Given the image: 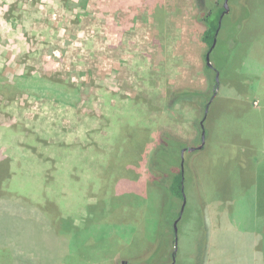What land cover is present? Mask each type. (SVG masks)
Returning a JSON list of instances; mask_svg holds the SVG:
<instances>
[{"label":"rangeland","instance_id":"rangeland-1","mask_svg":"<svg viewBox=\"0 0 264 264\" xmlns=\"http://www.w3.org/2000/svg\"><path fill=\"white\" fill-rule=\"evenodd\" d=\"M228 7L180 214L149 157L161 130L201 142L200 100L171 101L208 91L195 0H0V264H170L174 224V264H247L263 225L240 190L253 153L214 141L260 153L264 0Z\"/></svg>","mask_w":264,"mask_h":264},{"label":"trees","instance_id":"trees-1","mask_svg":"<svg viewBox=\"0 0 264 264\" xmlns=\"http://www.w3.org/2000/svg\"><path fill=\"white\" fill-rule=\"evenodd\" d=\"M195 8L197 11V18L200 19L205 25V28L203 29L201 34L202 41L205 43L206 48L208 50L210 49L214 38H216V44H215L216 47L219 39V34L226 26L224 23L226 14L221 17L224 11L223 1L195 0ZM219 21H221L220 25H219ZM235 24L239 25L238 22H235ZM215 47L212 49L211 53L215 50ZM211 53H210V60L212 61ZM204 70H205L206 78L208 79V91H199L190 88H181L173 91L171 94V101L173 102L179 99L200 100L197 102V105L200 104V106H202L201 119H203L205 115L204 111L207 104L209 103L210 96L213 94L216 86L219 85V82H217L215 79V74L216 72H218L216 66L212 64V66L210 67L205 63ZM201 99L203 100L204 103H201L202 102ZM210 111L211 109L208 108L206 117L209 116ZM206 117L203 121L204 124ZM203 128L206 132L205 126H203ZM135 130H137L138 132L139 128L136 127ZM117 145L118 144L115 145L114 149H116ZM119 145H121V143H119ZM119 145L118 148H120ZM184 146L187 147L184 141L180 137L175 136L173 133H169L167 130H161L157 134L156 145L152 149L149 157L150 171L154 172L155 175H158V177H160L159 181L157 180L158 181L157 183H159L162 186V188H165L166 192L172 198L178 199L180 201L184 199V189H185L184 187H185V177H186L184 159H183V166H181L182 157L180 154L181 148ZM128 151H127V145H124L122 148V152L120 154V158H123L127 154L129 155L130 152ZM187 153L188 152L185 151L184 155H186ZM173 156H175L176 158H174ZM117 160L119 161L120 159ZM121 168L123 169L122 171L124 172L123 165H121ZM1 193L2 191H0V197L2 196ZM7 199L8 201H6L7 202L6 204L10 203L11 201H15L13 199H9V197ZM21 200H22L21 202L25 200L26 202L31 204L30 200H26V199H21ZM56 218L61 219V216H58ZM23 219H28V218H23ZM2 222L4 225L3 228L4 229L7 228L9 224L6 221H2ZM173 256L176 257L177 252H172V257Z\"/></svg>","mask_w":264,"mask_h":264},{"label":"crops","instance_id":"crops-1","mask_svg":"<svg viewBox=\"0 0 264 264\" xmlns=\"http://www.w3.org/2000/svg\"><path fill=\"white\" fill-rule=\"evenodd\" d=\"M264 125V124H263ZM262 125V129L260 131L261 135L258 136L259 143H260V149L259 146L256 149L260 151L259 154H257L253 150H249L248 148V140L246 141H240L238 138L240 136H236L235 138L232 139V141L227 138L224 140L225 137H220L219 139H216L218 143H227L231 144L230 146V154H231V160H233L235 157H240L241 153H247V154H252L253 157L251 158L252 162H255L253 167L251 165H248V167L242 168V174H241V186L240 190L244 193V200L245 204H247V208H250V210H253L254 216H256V219L260 220L263 225L261 227H258L255 239H259L258 242L260 241V245L258 247H255L254 245H251V248L253 251L249 254L250 258H246L245 262L247 264H264V126ZM207 143L206 138H205V144ZM203 146V147H204ZM254 149V150H256ZM237 152H234V151ZM259 157H258V156ZM257 164V167L254 168V166ZM261 164V165H260ZM207 239V242H209V239ZM257 256L258 259H255L254 256ZM248 257V255H246Z\"/></svg>","mask_w":264,"mask_h":264},{"label":"water","instance_id":"water-1","mask_svg":"<svg viewBox=\"0 0 264 264\" xmlns=\"http://www.w3.org/2000/svg\"><path fill=\"white\" fill-rule=\"evenodd\" d=\"M228 9H229V7H228V5H227V0H225V7H224V11H223L221 17H222L225 13L228 12ZM220 23H221V21H219V25H220ZM215 44H216V38H214V40H213V42H212V44H211L210 49H208V50L206 51V53H205V63H206L208 66H210V67L212 66V64H211V60H210V53H211L212 49L215 47ZM215 79H216L217 82H219V73H218V72H216V74H215ZM218 88H219V87L216 86V88H215L213 94H212L211 97H210L209 103L207 104V106H206V108H205V111H204V112H205V115H204L203 119H201V121H200V126H201V128H202L201 136H200V140H201V142H200V144H199L198 146H196V147H189V148L186 147V148H182V150H181V157H182L181 166H183V159H184V152H185V151H186V152H191V151L195 150L196 148H197V149H200V148H202V147L204 146V143H205V130H204V128H203V121H204V119H205V117H206V114H207V111H208V108H209L210 102H211V101L213 100V98L216 96V93H217ZM184 204H185V199H183V205H182V207H181L180 214H181L182 211H183ZM174 232H175V238H174V250H173V252H176V251H177V229H176V225H175V224H174ZM174 262H175V257L173 256V257H172V261H171L170 264H174Z\"/></svg>","mask_w":264,"mask_h":264},{"label":"flooded vegetation","instance_id":"flooded-vegetation-1","mask_svg":"<svg viewBox=\"0 0 264 264\" xmlns=\"http://www.w3.org/2000/svg\"><path fill=\"white\" fill-rule=\"evenodd\" d=\"M228 2H229V0H227V5H228ZM223 5H224V7H225V0L223 1ZM229 10V9H228ZM228 13V12H227ZM226 14V13H225ZM224 14V15H225Z\"/></svg>","mask_w":264,"mask_h":264}]
</instances>
